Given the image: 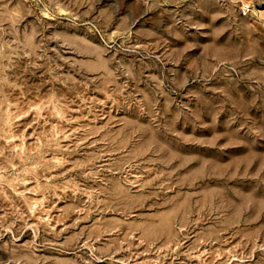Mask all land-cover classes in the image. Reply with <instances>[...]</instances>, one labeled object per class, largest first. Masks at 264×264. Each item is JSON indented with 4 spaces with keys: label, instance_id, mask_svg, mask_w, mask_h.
Returning <instances> with one entry per match:
<instances>
[{
    "label": "rangeland",
    "instance_id": "1",
    "mask_svg": "<svg viewBox=\"0 0 264 264\" xmlns=\"http://www.w3.org/2000/svg\"><path fill=\"white\" fill-rule=\"evenodd\" d=\"M0 264H264V0H0Z\"/></svg>",
    "mask_w": 264,
    "mask_h": 264
}]
</instances>
